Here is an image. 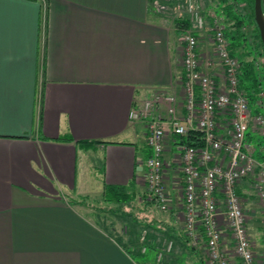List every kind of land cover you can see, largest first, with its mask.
<instances>
[{
	"label": "crops",
	"instance_id": "crops-1",
	"mask_svg": "<svg viewBox=\"0 0 264 264\" xmlns=\"http://www.w3.org/2000/svg\"><path fill=\"white\" fill-rule=\"evenodd\" d=\"M150 2L0 0V264H203L174 200L175 220L126 238L88 202H106L107 184L145 185L130 111L183 72L182 29ZM248 226L263 251L261 213Z\"/></svg>",
	"mask_w": 264,
	"mask_h": 264
},
{
	"label": "built area",
	"instance_id": "built-area-1",
	"mask_svg": "<svg viewBox=\"0 0 264 264\" xmlns=\"http://www.w3.org/2000/svg\"><path fill=\"white\" fill-rule=\"evenodd\" d=\"M182 1L191 21L181 27L178 86L157 90L130 111L144 124L147 199L160 210H170L173 200L180 206L190 245L203 247V264H264L248 226L257 213L264 221V146L249 137L264 138V85L252 100L241 87L243 59L231 51L224 20L213 15L208 23L196 0ZM206 26L207 38L200 32ZM256 67H264V55ZM190 131L201 133V145L178 139ZM242 185L259 208H247Z\"/></svg>",
	"mask_w": 264,
	"mask_h": 264
},
{
	"label": "rangeland",
	"instance_id": "rangeland-1",
	"mask_svg": "<svg viewBox=\"0 0 264 264\" xmlns=\"http://www.w3.org/2000/svg\"><path fill=\"white\" fill-rule=\"evenodd\" d=\"M44 1V0H43ZM184 1L182 0H151V8L152 10L157 13H162L165 15L163 18H165L170 24H174L176 28L180 26L177 22L179 19L178 15L182 13L183 18L182 20H190L191 17L189 13L187 12L186 7L184 4H182ZM239 2L237 0H231L230 3H236ZM182 4V6H178L179 4ZM195 4L197 5V9L200 13L205 15L206 20L210 21V18H212L213 15L219 16L224 20L225 13L222 10V7L225 6L219 2V0H196ZM162 5H167V8L163 9L161 8ZM244 6V4H240L241 7ZM238 12V11H237ZM227 27L230 25V29H232V25L230 23L227 24V22L224 20ZM182 27V26H180ZM242 33L244 34L245 39L241 41L240 45L238 46V54L240 55V58H242L244 61L252 62L255 66L257 72L260 74V79L262 80V84L264 85V67L259 71L256 67V63L261 60V57L263 56L261 52V47L259 44V40H257L256 30H255V24L252 21H246L245 26L241 29ZM202 36L205 38L208 37V26L203 28L201 31ZM181 36L176 38V42H181ZM182 44V43H181ZM207 44V41H206ZM182 46V45H181ZM182 58V54H181ZM145 180V178H143ZM142 179V180H143ZM143 180V182H144ZM133 196L131 200L126 202L125 204H119L116 202H103L101 199H96L92 203L90 200L91 206L93 207L94 211L92 213L98 217L99 219H106V223L109 221L119 222L121 221V226H119V234L126 237H130L132 235L131 230V224L135 222L138 225V230L135 229L139 234L141 231L140 229H145L144 226L145 223L143 222H150V223H160L159 221H165L168 219L173 218L174 216L171 214V211L168 210H160L154 203H152L150 200L147 199V191L146 186L143 183H140L135 191L129 193ZM93 204V205H92ZM250 205H253L252 202ZM132 219V220H131ZM175 220V217L173 218ZM179 220H182L179 219ZM108 221V222H107ZM133 225V224H132ZM136 226V227H137ZM141 226V227H140ZM133 225V229H134ZM129 230L130 233L127 231ZM124 234V235H123ZM144 234V233H143ZM142 234V236H143ZM123 240V239H122ZM200 252L202 253L203 247H198ZM151 252V250H149Z\"/></svg>",
	"mask_w": 264,
	"mask_h": 264
},
{
	"label": "trees",
	"instance_id": "trees-1",
	"mask_svg": "<svg viewBox=\"0 0 264 264\" xmlns=\"http://www.w3.org/2000/svg\"><path fill=\"white\" fill-rule=\"evenodd\" d=\"M231 0H219V2L225 6L222 7L224 15V20L232 25V29H230V25L226 28V35L231 41V51L232 53L237 55L238 46L240 45L241 41L245 39L244 34L242 33V28L245 26L246 21L250 20L255 24V30L257 40H259V44L261 47V52L264 55V47L260 36L259 28L255 21V0H237L239 2L236 3H230ZM240 4H244V6L240 9ZM238 11V12H237ZM178 24L180 26H187L190 25L189 20H177ZM242 72L240 74L241 79V87L244 88V90L249 94L250 98L254 100L256 98V94L260 90V86L263 83L260 79V74L257 72L255 66L252 62L244 61L242 60ZM178 139L181 140V142H187L191 145H201L202 138L201 133L197 131H190V133L185 136H178ZM149 154V152H147ZM248 188V187H247ZM136 190L135 184H130L129 186H118V185H109L107 184L105 186L104 190V200L108 202H116L119 204H125L131 198H133L132 195L129 193ZM244 185L240 186V193L244 195ZM132 220V219H131ZM135 226L133 229V225ZM131 224L132 227V235L137 233L138 231V224H134V222ZM137 226V227H136ZM135 229L137 231H135ZM142 230V229H140ZM131 235V236H132ZM145 237H142V244H144Z\"/></svg>",
	"mask_w": 264,
	"mask_h": 264
},
{
	"label": "water",
	"instance_id": "water-1",
	"mask_svg": "<svg viewBox=\"0 0 264 264\" xmlns=\"http://www.w3.org/2000/svg\"><path fill=\"white\" fill-rule=\"evenodd\" d=\"M255 21L260 31L261 40L264 47V0H255Z\"/></svg>",
	"mask_w": 264,
	"mask_h": 264
}]
</instances>
